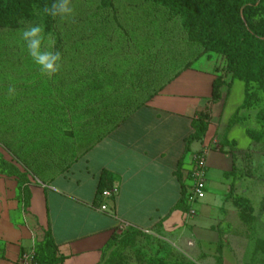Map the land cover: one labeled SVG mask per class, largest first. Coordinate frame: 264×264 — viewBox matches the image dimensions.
<instances>
[{
	"label": "crops",
	"instance_id": "crops-1",
	"mask_svg": "<svg viewBox=\"0 0 264 264\" xmlns=\"http://www.w3.org/2000/svg\"><path fill=\"white\" fill-rule=\"evenodd\" d=\"M184 64L181 61L167 79L158 81L160 87L151 96L127 90L128 85L146 84L135 66L105 72L108 68L95 60L101 73L95 69L79 75V87L73 88L75 82L69 79L53 78L44 92L17 87V100L0 104L5 125L0 124V264H21V255L41 244L46 233L62 259L57 264H101L108 243L127 227L159 229L222 255V264H237L229 248L217 251V202L234 181L233 162L237 166L251 145L241 122L230 124L243 102L244 84L224 80L220 99L211 102L218 75L215 60L204 55ZM95 77L97 83L122 89L90 92L89 78ZM37 83L45 82L39 78ZM90 99L95 103L89 104ZM57 101L62 109L58 112ZM60 113L65 117V139L56 135ZM199 113H208L207 129L185 148ZM15 114L32 118L18 119L16 130H9L7 118ZM24 128L26 136L18 133ZM197 153H204L208 181L204 198L189 215V209L179 206L180 181L186 193ZM101 180L105 189L114 190L111 197L99 195Z\"/></svg>",
	"mask_w": 264,
	"mask_h": 264
},
{
	"label": "rangeland",
	"instance_id": "rangeland-1",
	"mask_svg": "<svg viewBox=\"0 0 264 264\" xmlns=\"http://www.w3.org/2000/svg\"><path fill=\"white\" fill-rule=\"evenodd\" d=\"M73 4L75 7L74 20L64 23L58 19V24L51 30H45V35L46 46L47 42L51 41V50H58L62 55V70L53 78H57L59 81L68 79L74 81L72 87L75 88L79 87L78 81L75 80L79 75L85 72L93 74L95 69L101 73L94 61L95 58H99L98 55H103L101 46L107 43V47L111 48V44L115 43L118 48L119 45H122L120 41H122L123 35H112V42L102 38V33L96 35L97 30L85 26V21L90 17L89 13L100 12V10L95 9L94 5L90 3L74 2ZM143 10L149 11L152 15H159L157 18L160 20L155 19V22L160 23L161 27L163 25V28L160 29L155 25L146 34L151 37L150 39H154V45H151L153 55H161V59L165 60L169 49L167 43H163L172 39V34L175 35L173 38L178 39L175 26L165 23L163 9L150 5L144 7ZM247 17L253 25L264 31V5L256 11L248 13ZM33 23L42 24V20L35 19L16 31L0 32V104L8 105L17 100L18 96L16 95L9 99L7 89L10 86L23 88L24 92L31 93L32 91L44 92V87L53 85L46 83L52 82L53 78L48 79L40 74L38 66L28 55L26 47L20 40L19 31ZM157 29L159 30L157 31ZM128 43L127 41L123 43L124 47ZM110 50L112 51L110 53L115 55L114 50L112 48ZM210 57L215 60L217 71L220 73L226 65L225 58L216 53H212ZM102 58L105 59V56L103 55L100 59ZM168 63L170 64L171 61L166 62L165 60L161 64L162 68H166L164 65L166 66ZM108 70L111 71V68ZM257 75V80L249 83L248 101L246 106L239 111L237 120L244 126L251 145L246 152L240 155V159L238 158L237 166L232 172L234 181L226 188L222 200L219 199L217 202L218 246L229 248L237 264H264V78ZM39 78L45 83H37ZM230 78L231 73L229 72L225 75V80ZM95 79L97 78H89L92 80L88 85L89 91L99 93L102 90L108 93L111 89L105 88L108 84L97 83ZM21 81L24 84H16ZM19 88L18 90H20ZM37 88H41V90L38 91ZM56 92L60 93L61 89H56ZM63 103L67 104V100ZM59 105L61 104L57 101V112L62 110ZM8 111H12V109L8 108ZM61 113L56 116V135L59 139H65L61 129L65 123V117ZM30 118L32 117L28 115L27 117H17L16 114L10 116L7 119L12 126L8 125V129L16 130L18 119L29 120ZM1 123L3 126V119L0 118ZM27 125V123L24 124L25 127H28ZM3 132L5 133V131ZM21 132L23 136L29 134L26 128L18 131L19 134ZM235 164L233 162L232 166ZM206 178L208 181V177ZM217 251L220 254V249ZM221 256L202 247L197 249L186 241H179L164 234L159 229L138 232L137 229L127 227L115 235L101 264H222Z\"/></svg>",
	"mask_w": 264,
	"mask_h": 264
},
{
	"label": "trees",
	"instance_id": "trees-1",
	"mask_svg": "<svg viewBox=\"0 0 264 264\" xmlns=\"http://www.w3.org/2000/svg\"><path fill=\"white\" fill-rule=\"evenodd\" d=\"M74 2L90 3L100 10L89 13L90 17L85 21V26L97 30L96 35L102 33V38L111 42L112 35H123L121 40L124 42L120 41L122 45L117 48V44H111L115 55L110 53L111 48L104 43L101 49L105 59H100L103 55H98L99 58L95 60L102 62L105 69L135 66L136 73L142 72V80L146 84L128 85V91L145 92L151 96L160 87L158 81L167 79L170 70L181 61L185 62L184 66H188L192 58L204 55L210 57L212 53H216L225 58L226 65L213 80L210 101L216 102L220 99V87L224 84L227 73H231V79L240 80L244 84L243 102L230 120V124H233L238 120L239 111L247 104L249 83L257 80V74L264 78V31L253 25L247 17L248 13L263 6L264 0H73ZM52 3L53 0H0V32L16 31L35 19L42 20L45 30H51L58 24V19L47 16L43 9ZM150 5L165 11V23L173 24L178 36L175 39L172 34V39L163 43H167L169 49L165 60L171 61L164 65L166 68H162L161 64L165 60L161 59V55H153L151 45H154V39L146 34L155 25L163 28L162 24L161 27L160 23L155 22V19L160 20L157 18L158 14L152 15L143 10ZM126 41L129 43L124 47L123 43ZM112 86L119 91L122 89V85H108L105 88L110 89ZM101 102L109 103L108 100ZM92 103H95L94 99L89 100V104ZM105 109L109 108L104 107ZM208 120V113H199L192 121L193 131L186 139L185 148L204 135ZM234 168L235 165L231 172ZM178 178L181 180L179 174ZM180 182L182 191L179 206L188 211L185 187ZM104 186V180H101L99 195L106 188ZM114 238L115 236L108 243L107 249ZM61 261L56 256L55 243L50 234L46 233L43 242L35 246L32 264H57Z\"/></svg>",
	"mask_w": 264,
	"mask_h": 264
},
{
	"label": "clouds",
	"instance_id": "clouds-1",
	"mask_svg": "<svg viewBox=\"0 0 264 264\" xmlns=\"http://www.w3.org/2000/svg\"><path fill=\"white\" fill-rule=\"evenodd\" d=\"M44 13L52 19H59L61 22L73 21L75 7L73 0H53V3L46 5ZM20 40L26 47L28 55L38 66L40 74L48 79L57 75L63 67L61 52L52 49V42L48 41L46 46L45 29L42 24L33 23L19 31ZM16 88L10 86L7 89L9 99L16 95Z\"/></svg>",
	"mask_w": 264,
	"mask_h": 264
},
{
	"label": "built area",
	"instance_id": "built-area-1",
	"mask_svg": "<svg viewBox=\"0 0 264 264\" xmlns=\"http://www.w3.org/2000/svg\"><path fill=\"white\" fill-rule=\"evenodd\" d=\"M190 183L186 188L185 198L189 204V215H193L195 210L193 205L202 200L206 189V161L204 153H197L192 156V165L189 171ZM113 189H104L101 192L103 198H109L113 195ZM101 210H106V205L100 206ZM21 264H32L34 260V250L31 249L21 255Z\"/></svg>",
	"mask_w": 264,
	"mask_h": 264
}]
</instances>
